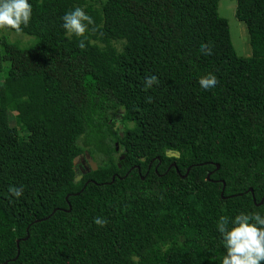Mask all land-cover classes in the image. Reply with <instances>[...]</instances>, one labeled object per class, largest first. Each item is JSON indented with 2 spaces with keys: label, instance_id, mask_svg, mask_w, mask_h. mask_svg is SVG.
<instances>
[{
  "label": "trees",
  "instance_id": "1",
  "mask_svg": "<svg viewBox=\"0 0 264 264\" xmlns=\"http://www.w3.org/2000/svg\"><path fill=\"white\" fill-rule=\"evenodd\" d=\"M219 1L28 0L0 36V264H221L219 218L264 216V0H235L249 57Z\"/></svg>",
  "mask_w": 264,
  "mask_h": 264
},
{
  "label": "clouds",
  "instance_id": "2",
  "mask_svg": "<svg viewBox=\"0 0 264 264\" xmlns=\"http://www.w3.org/2000/svg\"><path fill=\"white\" fill-rule=\"evenodd\" d=\"M32 17V5L28 0H0V30H14L16 34L21 33V25L27 27ZM93 19L80 7L66 12L62 17V28L69 37L75 35L83 37L88 27L93 25ZM78 47L83 48L81 43ZM200 49L205 54H210L207 45L201 44ZM156 76H148L145 86L151 87L157 84ZM217 83L216 77L209 73L198 80L199 86L208 90ZM22 187L10 186L9 193L19 198L22 195ZM93 223L103 227L106 223L100 217H95ZM229 221L221 216L217 223V231L221 237V243L225 253L221 264H261L264 262V216L258 213L238 214Z\"/></svg>",
  "mask_w": 264,
  "mask_h": 264
},
{
  "label": "rangeland",
  "instance_id": "3",
  "mask_svg": "<svg viewBox=\"0 0 264 264\" xmlns=\"http://www.w3.org/2000/svg\"><path fill=\"white\" fill-rule=\"evenodd\" d=\"M235 8V0H220L217 4L218 15L228 24L230 41L236 54L239 57H249L250 46L247 30L245 25L235 17ZM0 36H5L10 42H13V38L19 37L18 34L5 30L0 31Z\"/></svg>",
  "mask_w": 264,
  "mask_h": 264
},
{
  "label": "water",
  "instance_id": "4",
  "mask_svg": "<svg viewBox=\"0 0 264 264\" xmlns=\"http://www.w3.org/2000/svg\"><path fill=\"white\" fill-rule=\"evenodd\" d=\"M121 136V135H120ZM165 155H166V157H169V158H178L179 157V153H177V152H173V151H166V153H165ZM87 163H88V165H89V168L92 170V171H95L96 169H97V167H96V164L90 159V158H87ZM171 166H173V165H171ZM216 168H217V166H216ZM80 176L77 174V175H75V178H74V180H73V182H77V181H79L80 180ZM262 203V201L260 202V204ZM16 244H18L17 242H16ZM5 264V263H4Z\"/></svg>",
  "mask_w": 264,
  "mask_h": 264
},
{
  "label": "flooded vegetation",
  "instance_id": "5",
  "mask_svg": "<svg viewBox=\"0 0 264 264\" xmlns=\"http://www.w3.org/2000/svg\"><path fill=\"white\" fill-rule=\"evenodd\" d=\"M89 165L87 163L86 157H80L76 162V172L78 175L87 172L89 170Z\"/></svg>",
  "mask_w": 264,
  "mask_h": 264
}]
</instances>
